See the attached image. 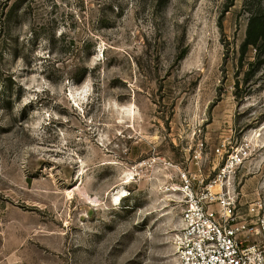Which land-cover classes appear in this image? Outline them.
<instances>
[{
	"label": "rangeland",
	"instance_id": "rangeland-1",
	"mask_svg": "<svg viewBox=\"0 0 264 264\" xmlns=\"http://www.w3.org/2000/svg\"><path fill=\"white\" fill-rule=\"evenodd\" d=\"M257 2L0 0V264H176L184 175L264 207Z\"/></svg>",
	"mask_w": 264,
	"mask_h": 264
},
{
	"label": "built area",
	"instance_id": "built-area-1",
	"mask_svg": "<svg viewBox=\"0 0 264 264\" xmlns=\"http://www.w3.org/2000/svg\"><path fill=\"white\" fill-rule=\"evenodd\" d=\"M229 161L232 165L235 158ZM224 173L222 170L218 176ZM184 180L187 188L179 190L185 202L172 239L175 263L264 264L261 203L250 205L249 218H243L236 212L231 188H188L186 175Z\"/></svg>",
	"mask_w": 264,
	"mask_h": 264
},
{
	"label": "trees",
	"instance_id": "trees-1",
	"mask_svg": "<svg viewBox=\"0 0 264 264\" xmlns=\"http://www.w3.org/2000/svg\"><path fill=\"white\" fill-rule=\"evenodd\" d=\"M259 4L260 2H257L256 5L253 3L250 6L246 36L242 43L243 50L251 46L257 51V56H260L264 49V6Z\"/></svg>",
	"mask_w": 264,
	"mask_h": 264
}]
</instances>
